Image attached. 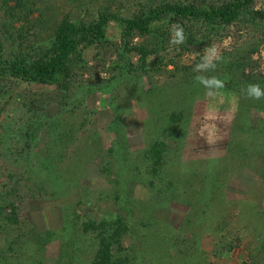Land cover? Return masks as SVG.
I'll use <instances>...</instances> for the list:
<instances>
[{
    "label": "rangeland",
    "instance_id": "1",
    "mask_svg": "<svg viewBox=\"0 0 264 264\" xmlns=\"http://www.w3.org/2000/svg\"><path fill=\"white\" fill-rule=\"evenodd\" d=\"M143 1L29 0L32 23L24 21L7 30L3 25L9 20L7 7L0 0V56L4 48L7 52L21 41L19 31L27 45L37 40L44 43L67 16L93 19L102 7L131 16ZM14 6L11 3L9 8ZM253 10L264 13V0H256ZM247 18L228 27L201 23L195 32L203 44L185 45L187 50L183 35L174 33L157 52L152 49V55L142 57L132 51L125 62L119 54L145 43L146 38L137 37L125 48L112 22L108 35L113 44L84 51L87 62L74 63L69 92L19 82L0 85V208L13 202L21 222L20 227L2 223L10 235L0 233V250L8 259H0V264H32L37 256L44 264H92L97 233L79 236L75 223L81 229L90 219L99 222L117 214L126 220L128 231L121 249L114 251L134 258L135 264H264V134L260 132L264 95L249 94L248 100L258 108L248 112L238 91L248 76L261 80L264 87V20ZM188 107L184 122L170 129L168 114ZM187 126L192 132L185 143L180 139ZM233 130L240 142L251 144L246 145L245 158L229 162L234 173L226 177V213L220 214L216 207L226 173L215 187V194L219 191L212 196L210 209L203 208L197 194L190 195L194 187L198 190L197 178L191 182L193 189L187 184L184 192L177 188L173 194H161L165 186L157 180L161 192L156 197L148 186L152 171L133 184L126 171L121 186L117 183L127 152L141 160L153 143L164 141L173 148L178 144L187 169L191 160L209 164L223 156ZM124 142L128 150H122ZM109 162L111 175L104 171ZM78 163L85 170L79 176L75 173ZM183 177L184 183L190 178ZM71 179L72 184L65 185ZM123 184L131 187L130 203H126ZM186 191L190 196L184 195ZM171 194L178 203L171 204ZM11 210L4 211L11 215ZM36 232L58 236L48 237L46 252L39 253L37 240L31 239ZM10 246L14 253L6 250Z\"/></svg>",
    "mask_w": 264,
    "mask_h": 264
},
{
    "label": "trees",
    "instance_id": "2",
    "mask_svg": "<svg viewBox=\"0 0 264 264\" xmlns=\"http://www.w3.org/2000/svg\"><path fill=\"white\" fill-rule=\"evenodd\" d=\"M28 1L29 0H4V4L7 7L5 15L9 19L7 23L3 24L5 29L9 30L13 28L15 24H20L24 21L29 24L32 23L30 21V16L33 14V10L27 9ZM67 1L75 2L77 0ZM255 2L256 0H171L169 2L165 0H144L142 3L140 2L137 9L129 14L131 16H123L120 12L113 11L111 7H102L97 14L92 15L94 17L93 19L91 17L87 20L82 17L79 19H73L72 16H67L62 21L58 22L54 29V35L50 40L44 43L37 40L32 44L30 43L27 45L22 40L23 32L19 31L21 32V41L16 43L15 46L7 52H5L4 48L2 55L0 56V85L2 87V85L8 83L19 82L20 84L24 83L31 86H55L63 93H67L71 90L73 83L74 63L76 62L80 65H85L87 62L84 60V51L90 47L101 48L102 46L106 48L113 44L108 35V29L112 22L116 23L118 26L121 36L123 40H125V48H128V43L137 37L146 38L145 43H142L137 47L128 48L126 49L127 52L119 54L120 61L125 62L126 59L129 60L128 54H131L132 51L140 54L142 57L152 55L150 54L153 52L152 49L157 52L174 33L178 36L183 35L185 38L183 43L184 48L187 50H189L187 48L188 45L199 46L203 44L202 38H200L198 33L195 32V28L200 27L201 23L219 27H228L233 24L242 23L243 21L247 22V17L249 16L254 17V19L264 20V13L253 10ZM11 3L15 6L9 8ZM22 10L26 13H23ZM33 25H35V23H33ZM7 33H9V31ZM80 47H83L84 49L80 50ZM254 52L255 50H251L250 54H254ZM143 62L145 65L148 64L146 60H143ZM243 65L245 66V64ZM242 71L244 72L243 77H247L248 75L245 71L243 69ZM246 79L248 80H242V88L239 87L238 91L243 109L249 112L252 108H258V106H255L254 103H252V100H248L250 88L252 86H258L264 93V87H261L263 85L261 80L252 79L251 76H248ZM234 82L235 80L233 78V85ZM217 87L219 88V86ZM187 104L190 106L189 102H187ZM260 107L264 110V106ZM188 110H190V107L181 110H172L170 114L167 113V117L171 120L169 125L170 129L175 128L178 123L180 124L184 122V119L186 118L184 114L187 113ZM263 127L264 126H262L260 132L264 134ZM188 128L189 126H187V129ZM191 132L192 129L189 128L184 135H181L183 137H181L180 141L184 139L186 143ZM260 132L258 133L260 134ZM171 138L172 141L176 140L175 136H171ZM244 141L240 142V140H238V135L233 130L231 132L230 140L225 147L223 156L216 157L213 162H208L209 164L198 163L197 165V162L191 160V162H189L190 164H188V167L190 168L187 169L184 167V165H186L184 162L186 161L181 160L183 157L178 153L180 146L176 144L175 148H173L172 145L168 146L164 141H159L153 143L144 152L141 160H135L134 156H130L127 152L122 157L120 171L116 175L118 179L117 183L121 186L122 181L120 179L126 174V171L131 175L127 178L130 184L135 182L141 183L140 178L143 176V173L147 174L149 171H152L154 177L153 180L149 182L148 186L152 193V197H156L158 196L159 191L161 192V188L155 184L157 180H160L162 187L165 186V190L162 191L161 194H163V192L170 193L171 191L173 194L177 188L178 190L182 189V192H184V189H187V184L193 189L194 186L191 182L197 178L198 190H195L197 188L194 187L190 195L197 194L203 208L210 209L213 207L212 203L215 200V198L212 199V196L214 197L220 190L216 207L221 209V214L222 211L225 210L226 204V177L231 175L232 171L234 173V169L229 166V162L232 159L234 161L236 158L246 157L248 154L246 145L251 143L250 141ZM127 147L128 144L124 142L122 150L127 149ZM110 164V162L106 164L104 171L111 175V169L109 170L108 168ZM75 167L79 169V171L76 170L75 172L77 176H79L78 173L81 174L82 171L85 172L83 164L78 163ZM200 175H202V177H200ZM183 176H186V178L190 176L186 183L183 181ZM224 176V184L221 185L220 183V189L215 194V187L219 180L220 182L222 181ZM72 179L74 180V178ZM72 179L70 182L65 183V185H71ZM76 179L77 178H75L74 181H76ZM123 187L124 189H122V191L125 192L126 203H130L133 201L130 199L131 197H128L131 187L127 188L125 184H123ZM62 191H65V189L62 188ZM119 191L121 192V189L118 190V193ZM197 191H199V193H197ZM177 193L180 192L177 191ZM172 194L170 195V201H172L171 204L178 203V197ZM185 194L189 195V192L187 193L186 191L184 195ZM219 197H223V199L218 200L220 199ZM186 199L187 198H185L183 202H186ZM5 202L7 203L8 199ZM82 202L79 204L83 205ZM188 205L191 206V203ZM9 208H12L11 215H7L6 211H4ZM18 209L19 208H16L13 202H9L8 205H4L0 208V233L6 236H8V234L10 235V232L6 231V229L4 231L2 223L15 224L20 227L21 222L17 218ZM203 213H206L205 210ZM224 213L226 212L224 211ZM116 217L117 218L101 219L99 222L90 219L89 221L82 223L81 229H79V223H75L79 231L77 233L79 236L81 234L87 235L90 232L97 233L96 239L98 241V249L92 264H135L134 258L131 259L127 256L122 257L120 251H114L117 247L121 249V241L124 239V235L128 231L126 220L120 214H117ZM187 221H190V219ZM191 222L192 221L189 223ZM192 234L196 235V233ZM48 235L36 232L31 237V239L33 238L37 240L39 253L43 250L46 252L45 246L47 243L51 242L46 241L49 239L48 237H52V239L53 237L57 238L58 233H54L52 236ZM22 236L23 235L20 234L19 237L21 238ZM8 249L11 251L12 247L11 249L7 248L6 250ZM230 249H234V242L233 248L230 246ZM4 252L5 250H0L1 261L8 260L3 254ZM11 252L14 253V251ZM37 257L36 261H32V264H44V260H40L39 256ZM243 264L254 263L244 262Z\"/></svg>",
    "mask_w": 264,
    "mask_h": 264
},
{
    "label": "clouds",
    "instance_id": "3",
    "mask_svg": "<svg viewBox=\"0 0 264 264\" xmlns=\"http://www.w3.org/2000/svg\"><path fill=\"white\" fill-rule=\"evenodd\" d=\"M250 95H254L255 98H260L264 93H262L258 86H252L249 90Z\"/></svg>",
    "mask_w": 264,
    "mask_h": 264
}]
</instances>
